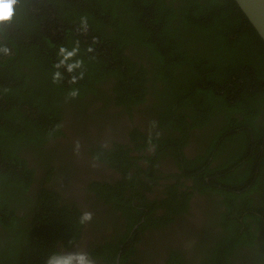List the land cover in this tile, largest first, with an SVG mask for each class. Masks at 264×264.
Returning a JSON list of instances; mask_svg holds the SVG:
<instances>
[{
	"label": "trees",
	"instance_id": "obj_1",
	"mask_svg": "<svg viewBox=\"0 0 264 264\" xmlns=\"http://www.w3.org/2000/svg\"><path fill=\"white\" fill-rule=\"evenodd\" d=\"M4 27L0 45L11 53L0 51V264H46L61 252L58 243L68 247L77 237L80 211L50 187L30 195L34 170L23 154L44 155L61 133L63 107L106 97L100 86L109 77L117 81V100L154 91L179 132L215 118L207 153L226 148L223 165L240 164L234 176L264 193V153L249 154L250 143L259 152L264 141V41L234 0H20ZM77 41L84 67L56 69L59 48L71 50ZM126 47L139 58L122 54ZM55 71L60 82H53ZM81 71L84 78L71 83ZM246 237L254 245V234Z\"/></svg>",
	"mask_w": 264,
	"mask_h": 264
},
{
	"label": "flooded vegetation",
	"instance_id": "obj_2",
	"mask_svg": "<svg viewBox=\"0 0 264 264\" xmlns=\"http://www.w3.org/2000/svg\"><path fill=\"white\" fill-rule=\"evenodd\" d=\"M122 54L139 58L129 47ZM117 86L109 77L100 86L107 98L65 105L61 133L44 155L23 154L34 170L30 195L50 187L80 216L92 213L75 240L57 248L87 252L96 264H264V193L234 176L240 164L223 165L226 148L207 153L215 118L182 133L154 91L117 100ZM179 137L186 139L181 146ZM259 148L250 143L249 154L262 155L264 141ZM261 162L254 160V173Z\"/></svg>",
	"mask_w": 264,
	"mask_h": 264
},
{
	"label": "clouds",
	"instance_id": "obj_3",
	"mask_svg": "<svg viewBox=\"0 0 264 264\" xmlns=\"http://www.w3.org/2000/svg\"><path fill=\"white\" fill-rule=\"evenodd\" d=\"M20 0H0V36L6 35V29L4 25L11 24L13 22V18L16 15V6L19 4ZM83 30H87V21L82 20ZM0 51H2L5 55H9L11 53V49L6 45H0ZM93 49L91 47L88 48V52H92ZM80 48L79 42L77 41L76 46L72 47L71 50L69 48L61 46L59 48L58 57L59 63L55 64V68L59 69L62 66H67L68 72L72 73L77 68L84 67L83 59H76L79 55ZM84 71H81L79 76H71V83L75 84L80 79L84 78ZM63 79L61 73L59 71H55L53 74V82H60ZM70 95L75 98L78 95V90L73 89L70 92ZM79 145H77V148ZM93 219L91 212H83L80 217V223L87 224ZM46 264H96L95 260L91 258L90 254L87 252H57L51 254L47 260Z\"/></svg>",
	"mask_w": 264,
	"mask_h": 264
},
{
	"label": "water",
	"instance_id": "obj_4",
	"mask_svg": "<svg viewBox=\"0 0 264 264\" xmlns=\"http://www.w3.org/2000/svg\"><path fill=\"white\" fill-rule=\"evenodd\" d=\"M264 41V0H234Z\"/></svg>",
	"mask_w": 264,
	"mask_h": 264
}]
</instances>
